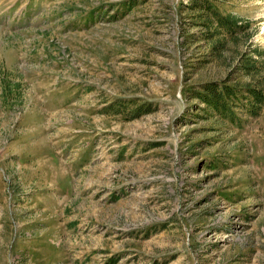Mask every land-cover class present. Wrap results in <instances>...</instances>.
Returning <instances> with one entry per match:
<instances>
[{"label":"rangeland","instance_id":"rangeland-1","mask_svg":"<svg viewBox=\"0 0 264 264\" xmlns=\"http://www.w3.org/2000/svg\"><path fill=\"white\" fill-rule=\"evenodd\" d=\"M0 264H264V0H0Z\"/></svg>","mask_w":264,"mask_h":264},{"label":"trees","instance_id":"trees-1","mask_svg":"<svg viewBox=\"0 0 264 264\" xmlns=\"http://www.w3.org/2000/svg\"><path fill=\"white\" fill-rule=\"evenodd\" d=\"M211 9H213V10H215L214 9V7L213 6H211ZM215 11H217V10H215ZM233 18V22L231 23L233 26H236V27H238V25H239V19H240V17H238V16H233V15H226V16H222V17H219V20L220 21H222V22H224L225 20H228V19H232Z\"/></svg>","mask_w":264,"mask_h":264}]
</instances>
